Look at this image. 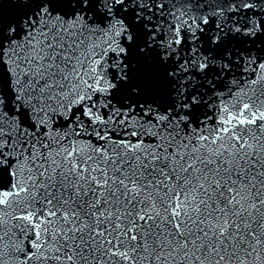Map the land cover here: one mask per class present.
Masks as SVG:
<instances>
[{
    "label": "snow or ice",
    "instance_id": "1",
    "mask_svg": "<svg viewBox=\"0 0 264 264\" xmlns=\"http://www.w3.org/2000/svg\"><path fill=\"white\" fill-rule=\"evenodd\" d=\"M0 264H264V0H0Z\"/></svg>",
    "mask_w": 264,
    "mask_h": 264
}]
</instances>
